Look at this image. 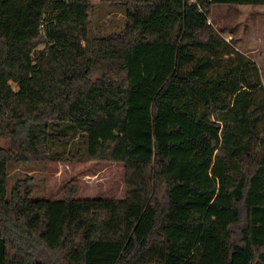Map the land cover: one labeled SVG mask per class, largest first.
Returning <instances> with one entry per match:
<instances>
[{
	"label": "trees",
	"instance_id": "obj_1",
	"mask_svg": "<svg viewBox=\"0 0 264 264\" xmlns=\"http://www.w3.org/2000/svg\"><path fill=\"white\" fill-rule=\"evenodd\" d=\"M219 4L264 0H0V264H264V81ZM96 159L123 198L9 189Z\"/></svg>",
	"mask_w": 264,
	"mask_h": 264
},
{
	"label": "rangeland",
	"instance_id": "obj_2",
	"mask_svg": "<svg viewBox=\"0 0 264 264\" xmlns=\"http://www.w3.org/2000/svg\"><path fill=\"white\" fill-rule=\"evenodd\" d=\"M91 1L97 3L100 0ZM211 12L210 20L214 27L225 29L222 31L224 37L227 40L233 38L236 47L260 66L264 81V4H219L212 6ZM101 16L105 17L103 21L109 28L124 17L122 10L103 2L91 15V20H96L95 27H99L100 20L97 19ZM13 86L17 87L15 84ZM32 164H13L9 189L18 178H29L32 175L34 198L59 199L74 189V196L78 198L120 199L127 190L126 171L122 162L96 159L87 162L58 160Z\"/></svg>",
	"mask_w": 264,
	"mask_h": 264
}]
</instances>
